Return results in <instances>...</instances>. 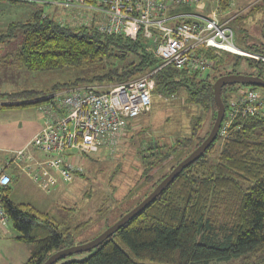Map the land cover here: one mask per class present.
I'll return each mask as SVG.
<instances>
[{"label":"trees","instance_id":"16d2710c","mask_svg":"<svg viewBox=\"0 0 264 264\" xmlns=\"http://www.w3.org/2000/svg\"><path fill=\"white\" fill-rule=\"evenodd\" d=\"M22 1L36 4V0ZM225 2L220 1L222 7ZM188 11L195 10L189 8ZM263 11L264 4L258 3L228 22L235 46L261 57H264V41L248 42L249 35L243 27H238V22ZM18 30L20 41L13 43ZM7 42L12 44L8 45L10 52L4 64L15 63L19 69L29 72L77 70L80 73L73 80L46 90L24 89L2 95L8 101H21L15 106H38L48 97L73 88L106 92L108 85L151 74L155 93L169 97L183 93L187 104L209 114L210 128L203 136L198 135L200 117H193L190 136L179 138L174 146L144 143L146 147L140 150L142 171L135 181L141 183L142 180L149 185L148 190L141 191L135 205L209 134L217 113L213 93L217 78L226 74H247L264 79V61L227 52L222 53L232 56L233 62L226 71V60L212 52L207 54L212 65L203 74L171 65L159 68L160 59L148 49L150 42L141 34L133 40L99 32L94 23L81 26L62 22L53 12L45 13L38 4L26 21L11 22L0 30V44ZM242 64L252 72H238ZM221 67L223 72L219 71ZM242 87L264 92L262 88L245 84L225 85L220 94L225 110L231 99L242 94ZM10 106L3 105L0 109ZM219 142H222L220 150ZM86 158L92 157L86 155ZM172 158L175 162L168 172L154 180L153 171ZM76 176L82 177L83 172L72 175L70 181ZM12 181L0 193L8 222L18 232L14 240L35 246L24 264H43L56 251L75 245L70 228H58L48 213L29 203H14L10 199ZM132 191L119 199L118 205L130 199ZM130 209L118 211L113 223ZM90 251L81 260L62 264H210L214 261L264 264V117L237 115L226 137L218 134L205 152L150 204Z\"/></svg>","mask_w":264,"mask_h":264},{"label":"built area","instance_id":"2783aa9c","mask_svg":"<svg viewBox=\"0 0 264 264\" xmlns=\"http://www.w3.org/2000/svg\"><path fill=\"white\" fill-rule=\"evenodd\" d=\"M35 2L42 9L50 8V12L62 22L81 26L94 23L99 32L133 40L141 34L150 42L148 49L160 59L159 68L171 65L203 74L212 65V60L207 57L209 52H229L264 61V57L235 46L232 29L227 21H220L216 12L202 17L188 11L200 7L203 0ZM174 7H185L188 12L169 13ZM153 92L154 80L151 74H147L113 85L106 92L73 88L56 93L40 107L44 114L41 129L24 148L15 152L14 159L18 163L26 162L25 169L32 181L50 192L59 181L68 182L72 175L83 172L81 159L86 155L115 149L131 121L149 112ZM237 115L264 117V92L246 88L231 99L219 135L227 136ZM33 153L42 158H35ZM11 181V176L0 170V191L5 190ZM7 225L0 193V226Z\"/></svg>","mask_w":264,"mask_h":264},{"label":"rangeland","instance_id":"374dc122","mask_svg":"<svg viewBox=\"0 0 264 264\" xmlns=\"http://www.w3.org/2000/svg\"><path fill=\"white\" fill-rule=\"evenodd\" d=\"M220 1L205 0L207 11H200L207 14L212 9L208 13L209 15L216 12L219 19L229 22L236 16L247 13L253 5L264 4V0H225V5L222 7ZM36 4L22 0H0V30L6 29L11 22L26 21ZM201 6L203 7V5ZM186 11L181 7H174L170 9L169 13L181 14ZM44 12L50 13V8H45ZM240 26L248 33V42L264 41V11L247 20L239 21L238 27ZM20 37L21 32L18 30L12 42L20 41ZM217 55H222L226 60L224 71L230 70L231 62H233L232 56L229 57L222 52ZM13 68L14 64L5 63L3 65L5 71H1L0 74V93L12 90V92H16L19 89L46 90L57 83L73 80L80 74L77 70L29 72ZM219 71L223 72L222 67L219 68ZM238 72L251 73L252 71H248L242 64ZM111 86L108 85L105 89L108 90ZM246 88L242 87L241 89L245 91ZM1 102H8V99L0 96ZM193 117H200L201 126L198 135L203 136L210 128L209 114L204 113L198 106L187 104L184 101L183 93L169 97L153 92L149 112L131 121L115 149L100 150L92 154L91 159L83 157L84 162L81 160L82 177L76 176L74 181H59L58 185L50 189V192L45 191L36 183L33 184L25 177L20 178L19 187L21 190L15 192L16 196L12 195V200L30 203L37 209L48 213L58 228H70L73 231L75 245L87 243L101 234L107 224L113 223L118 211H124L134 206L141 191H145L146 188L148 190V183H144L142 180L139 181L141 183L136 182L142 171L140 150L142 147L143 149L144 146L146 147L144 143L158 142L159 145L174 146L179 138L190 136ZM221 143L219 142L217 145L218 150L222 147ZM172 159L164 161L159 168L153 171L154 180L168 172L170 166L175 162ZM206 174H209V171ZM129 191L133 192L130 199L118 205L117 201L126 196ZM17 234L18 232L12 228L10 222L6 227L0 226V264H24L30 258L29 252L31 254L35 246L27 243L15 244L14 237ZM91 252L70 255L56 264L81 260ZM210 264L238 263L214 261Z\"/></svg>","mask_w":264,"mask_h":264},{"label":"crops","instance_id":"0c3cea01","mask_svg":"<svg viewBox=\"0 0 264 264\" xmlns=\"http://www.w3.org/2000/svg\"><path fill=\"white\" fill-rule=\"evenodd\" d=\"M202 5L203 7L202 6L201 8L198 7L194 11V13L202 17H208L209 16L208 13H210L212 9L209 10L207 14H205V12L200 11V10L207 11L206 9L207 5L205 3V0H203ZM220 21L224 22L225 20L220 18ZM9 44H12V42L0 44V74L1 71L2 72L5 71L3 69V65L4 62L7 61L6 60L7 58L5 56L10 52V50H8ZM6 63L8 64L9 62ZM13 64H14V68H13L14 70L16 69L20 70L15 63ZM22 90L24 89H19L16 92H12L13 91L12 90L10 92L0 93V96L8 93L9 94L17 93ZM20 102L21 101L18 100L15 101L9 100L8 102L0 103V107L3 105H11L9 108L0 109V170L2 172L8 173L13 180L11 185L12 191L10 194L11 200H12V195L14 194L13 197L16 196L15 192H18V190L20 189L19 187V182L21 181L20 178L25 177L34 184L31 177L27 173V170L25 169L26 162L22 161L18 163L15 161L14 157H15V152L24 148L41 129L44 122V114L40 110V107L46 103V101H44L42 104H39L38 106H27V107L15 106L18 105ZM33 154L37 159L42 158V156L39 154H35V153ZM81 160L84 162L83 158ZM14 203H24V202H14ZM15 244H21V243L20 242L18 243L16 241Z\"/></svg>","mask_w":264,"mask_h":264},{"label":"water","instance_id":"95a60500","mask_svg":"<svg viewBox=\"0 0 264 264\" xmlns=\"http://www.w3.org/2000/svg\"><path fill=\"white\" fill-rule=\"evenodd\" d=\"M229 84H245L264 89V79L254 75L226 74L217 78L216 81L213 83V93L217 107L216 118L213 122L209 134L202 141V143L197 146L190 154H188L180 163H178L172 169V171L143 200H141L137 205H135L127 213L121 216L117 221H115L108 228H106L96 238L84 244L73 245L71 247L58 250L52 255H50L43 264H54L57 261L66 258L70 255L81 252H87L100 246L105 240H107L129 220H131L139 212H141L148 204H150L170 184V182L176 176H178V174L183 169H185L194 161H196L210 146V144L213 143L217 138L225 112V106L220 96L221 88Z\"/></svg>","mask_w":264,"mask_h":264}]
</instances>
